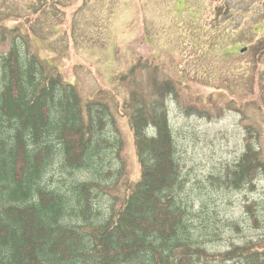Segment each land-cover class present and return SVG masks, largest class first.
Returning <instances> with one entry per match:
<instances>
[{
    "label": "rangeland",
    "instance_id": "rangeland-1",
    "mask_svg": "<svg viewBox=\"0 0 264 264\" xmlns=\"http://www.w3.org/2000/svg\"><path fill=\"white\" fill-rule=\"evenodd\" d=\"M16 46L73 84L81 111L87 100L110 107L108 132L120 146L74 173L96 181V218L118 212L140 174L127 117L134 104L125 110L124 100L136 95L143 106L162 94L181 163L178 193L199 212L193 225L205 219L208 260L229 264L223 253L247 243L264 249V169L245 188L225 179L251 142L264 161V0H0V61ZM54 175L60 184L65 172Z\"/></svg>",
    "mask_w": 264,
    "mask_h": 264
},
{
    "label": "trees",
    "instance_id": "trees-1",
    "mask_svg": "<svg viewBox=\"0 0 264 264\" xmlns=\"http://www.w3.org/2000/svg\"><path fill=\"white\" fill-rule=\"evenodd\" d=\"M17 47L0 61V264H218L199 239L205 219L199 231L192 219L199 212L178 193L179 153L167 110L157 104L164 95L149 112L145 106L153 102L135 105L136 95L124 100L125 110L134 104L127 117L140 174L118 212L96 218V181L77 180L74 173L120 146L119 135L108 132L115 127L110 107L87 100L81 111L75 86L60 73L47 74L41 61L24 58ZM55 169L65 172L60 184ZM263 169L251 142L226 184L245 188ZM220 261L264 264V249L237 245Z\"/></svg>",
    "mask_w": 264,
    "mask_h": 264
},
{
    "label": "water",
    "instance_id": "water-1",
    "mask_svg": "<svg viewBox=\"0 0 264 264\" xmlns=\"http://www.w3.org/2000/svg\"><path fill=\"white\" fill-rule=\"evenodd\" d=\"M246 50V47H242L241 49H240V52H243V51H245Z\"/></svg>",
    "mask_w": 264,
    "mask_h": 264
}]
</instances>
